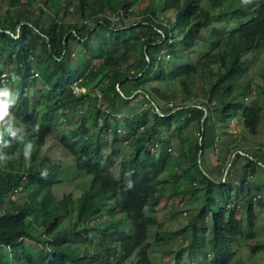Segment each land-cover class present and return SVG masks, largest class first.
<instances>
[{
  "label": "trees",
  "instance_id": "obj_1",
  "mask_svg": "<svg viewBox=\"0 0 264 264\" xmlns=\"http://www.w3.org/2000/svg\"><path fill=\"white\" fill-rule=\"evenodd\" d=\"M230 1L232 9H223L226 0H34L35 10H6L0 89H8L11 103L0 113V264H165L151 255L147 238L150 228L161 226L157 209L169 179L193 181L186 191L201 199L182 230L186 244L179 243L169 264H229L234 240L244 232L253 238L258 222L251 198L259 207L264 201L251 193L247 173L264 158L241 149L246 155L236 156L246 158L243 169L234 176L226 171L222 182L204 159L207 148L217 162L239 149L236 137L216 139L219 124L237 118L254 134L261 119L258 96L248 102L255 90L242 81L247 54L264 45V0ZM141 2L147 3L142 18L125 24L123 13ZM74 13L78 21L68 22ZM205 64L213 79L192 96L207 108L202 126L204 111L186 107L189 96L177 102L174 85L194 89ZM74 85L84 92L75 95ZM70 108L79 112L62 122L59 110ZM65 121L71 127L59 144L72 157L66 164L41 154ZM71 172L86 178L84 190L57 197L54 187ZM218 187L228 191L215 192ZM17 189L26 192L22 203L10 198ZM245 206L243 222L238 214ZM159 240L156 233L154 243ZM257 251L264 243L250 246L251 254ZM200 253L204 259L197 262Z\"/></svg>",
  "mask_w": 264,
  "mask_h": 264
},
{
  "label": "rangeland",
  "instance_id": "obj_2",
  "mask_svg": "<svg viewBox=\"0 0 264 264\" xmlns=\"http://www.w3.org/2000/svg\"><path fill=\"white\" fill-rule=\"evenodd\" d=\"M29 1L33 2L32 7H29L27 4H25L26 0H20L18 5L16 6L12 0H0V17L7 16V9L25 11L37 9L38 4H36L34 0ZM146 4V2H141L139 5L132 6L128 12L123 13V22L128 25L140 20L142 18L141 11L144 6H147ZM234 7V4H232L230 0H226L223 5V9H232ZM72 10H74V8H72L71 11ZM78 17L79 15L77 13H74V15L69 16L68 22H76L78 21ZM246 58L249 62V71L243 78L242 82L243 84L246 82H250L252 88H254L256 92V95L254 94L255 92H253L247 100L248 102H251L256 96H258L257 102L262 107L261 119L258 124L257 131L254 134L249 133L246 129L241 127V122L239 119L232 117L226 120V122L219 124L217 132L213 131V134L215 133L216 139H220L221 141L228 140V138L230 137H236V144H238L237 146L239 149L235 150L241 151L242 149L250 154L251 157H253L251 155L252 153H257V159L260 160L264 158V45L254 50L252 53L247 54ZM212 79L213 77H211V74L208 71V66L205 64V66L201 68L198 74L194 77V89L190 88L189 90H185L179 84L175 83L174 90L176 93V101L180 102L185 96H189L191 102L189 104H194L195 101L192 99V96H194L196 93L204 92L206 85ZM159 85L163 90L168 89L166 85ZM92 101L94 104L100 101L99 98L95 97L94 93H92ZM92 106L93 104L89 108V111L91 113L92 110H94ZM72 112L77 113L79 111L72 110V108L60 109V120L64 122V120L66 119V115L69 116ZM87 124H89V120L87 121ZM70 127L71 125L67 121H65V123H61V125L58 126L56 132L47 138L46 143L42 148L41 154L50 155L54 160L61 161L65 164L72 162V157L59 144V137L67 130H69ZM190 128L192 129L193 134L197 135L192 124ZM68 136H71L69 132ZM170 138L171 143L169 146H171V152H175V149L177 150V145L175 143L176 137L174 135H170ZM17 142L19 144H27V142L22 138H18ZM167 144L168 142H164L162 143V145H157V147L160 150H164ZM244 155L246 154L244 153ZM216 156L217 155L212 148H207L204 152L205 165L209 170L214 172V178L217 181L221 180V182L222 180L226 179V171L234 176V170H242V166L246 162V158L244 159L235 155L233 161L231 162V165L228 167V169H226L232 154H227L220 162H217ZM218 163L221 164L220 169L216 167ZM261 163L262 161L252 163V171H248L247 174L252 186L251 193L256 194V198L264 201V166ZM224 169V173L221 174V171ZM176 171L177 174L180 175L181 171ZM64 175L68 177H66L63 182L54 187L55 194L57 195V197H60L63 194L72 192L75 197L78 196L84 190V182L86 178L79 177L73 172L69 174L64 173ZM162 177L168 178V174L164 173ZM169 181L171 182L170 179ZM230 181L234 182L235 178L232 177ZM170 182L167 185L165 197L161 199V202L157 209V218L161 226H154L150 228L147 238V241L150 242L149 252L151 253V255L157 260L161 259L165 262V264L170 263L169 261L172 260L173 254L175 253L176 249L179 248V243H181L182 245L186 244V240L184 239V232L182 230H186L188 228L192 218L195 214H197L198 205L201 203V199H192V195L189 193V191H186L192 188V185H194L192 184L193 181L180 178L176 183ZM176 190H179V192ZM226 190L228 191V189L218 187V190H216L215 192H225ZM17 192L18 193H13L11 195V200L17 203H22L27 199L25 191H20V189H17ZM236 200L238 201L239 205L242 206V202H244V199L237 197ZM251 200L256 213L254 223L258 222L255 226L251 227L252 232H254L253 238H247L245 236L246 232H244V234L239 235L234 240V249L236 250V254L229 264H264V251H257L254 254L250 253L251 245L264 243V207H259L257 205L258 203L256 199L251 198ZM243 205H245V203ZM230 206H232V204H230ZM210 207L212 208L213 205H210ZM241 208V213L238 214V217L241 218L243 222H246V206ZM203 222L199 217L197 225H201ZM244 228V230L246 231L247 226L245 225ZM156 233H158L162 238V240L158 241V244L154 243ZM203 256L204 254L200 253L199 255H197V258H194V260L197 262L202 261L204 259Z\"/></svg>",
  "mask_w": 264,
  "mask_h": 264
},
{
  "label": "water",
  "instance_id": "obj_3",
  "mask_svg": "<svg viewBox=\"0 0 264 264\" xmlns=\"http://www.w3.org/2000/svg\"><path fill=\"white\" fill-rule=\"evenodd\" d=\"M22 23H24V22H22ZM22 23H21V24H22ZM21 24L17 25V31L19 30V27H20ZM5 31L10 33V31H8V30H5ZM16 36H17V35H16ZM117 90L122 94V92H121V90H120L119 88H117ZM137 91L139 92V91H141V90H137ZM137 91H136V92H137ZM134 93H135V92H134ZM130 97H132V96H130ZM153 104H154L153 106L155 107V109L158 110V108L156 107L155 103H153ZM193 106L199 107V108H201V109L204 111L203 117L201 118V125L203 126L204 118H205L206 115H207V108H206L205 106H203V105H195V104H188V105H186V107H193ZM179 108H180V107H179ZM202 130H203V128H202ZM201 140H202V135H200V137H199V144H200V145H201ZM236 153H240V154L244 155V153H243L242 151H240V150H236V151H234V152L232 153V156H231V158H230V161H229V163H228L226 169H228V167L231 165V162L233 161V158H234V156L236 155ZM198 163L201 164V150L198 152ZM261 164H262V163H261ZM262 165H263V164H262ZM263 166H264V165H263Z\"/></svg>",
  "mask_w": 264,
  "mask_h": 264
},
{
  "label": "clouds",
  "instance_id": "obj_4",
  "mask_svg": "<svg viewBox=\"0 0 264 264\" xmlns=\"http://www.w3.org/2000/svg\"><path fill=\"white\" fill-rule=\"evenodd\" d=\"M0 96L4 97V99L0 100V113H2L4 112V110L7 109L9 103H11V101L7 99L8 89L7 88L0 89ZM27 154L28 152H27V146H26L25 155L27 156Z\"/></svg>",
  "mask_w": 264,
  "mask_h": 264
},
{
  "label": "built area",
  "instance_id": "obj_5",
  "mask_svg": "<svg viewBox=\"0 0 264 264\" xmlns=\"http://www.w3.org/2000/svg\"><path fill=\"white\" fill-rule=\"evenodd\" d=\"M35 75H37V74H35ZM82 92H84V88H79L77 85L73 86V93L75 95H79Z\"/></svg>",
  "mask_w": 264,
  "mask_h": 264
}]
</instances>
